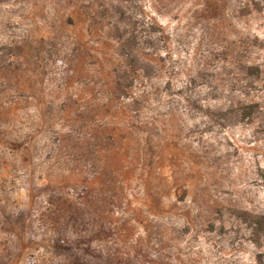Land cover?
<instances>
[{
  "label": "rangeland",
  "instance_id": "1",
  "mask_svg": "<svg viewBox=\"0 0 264 264\" xmlns=\"http://www.w3.org/2000/svg\"><path fill=\"white\" fill-rule=\"evenodd\" d=\"M242 213L264 0H0V264H264Z\"/></svg>",
  "mask_w": 264,
  "mask_h": 264
},
{
  "label": "trees",
  "instance_id": "2",
  "mask_svg": "<svg viewBox=\"0 0 264 264\" xmlns=\"http://www.w3.org/2000/svg\"><path fill=\"white\" fill-rule=\"evenodd\" d=\"M136 43V40H132L127 42L126 47H128L127 51L128 53H130L131 59H132V63H130V66L134 67V71H136L138 68H140V66H138L137 64V50L134 48V44ZM137 44V43H136ZM131 76L127 75V73H125L124 76L119 77L118 78V89L121 92H126L127 89L129 88V86L132 84V80H130ZM130 83V84H129ZM254 106H250L248 107V109H253L254 110ZM254 113V112H253ZM252 115V114H250ZM246 223H249V225L252 227L253 233H254V241L255 243H260V241L263 239L264 237V217H258V216H252L250 214L247 213H242L240 214ZM73 244V243H71ZM75 245V244H74ZM63 251V250H62ZM88 257V256H87ZM10 264H13V260L11 259L9 261ZM76 264H106L105 262H96V261H89L88 262V258L86 259V261L81 260L79 263ZM261 264H263L261 262Z\"/></svg>",
  "mask_w": 264,
  "mask_h": 264
}]
</instances>
